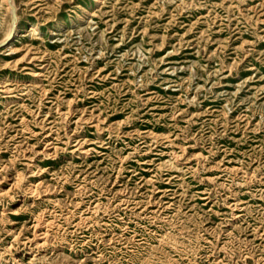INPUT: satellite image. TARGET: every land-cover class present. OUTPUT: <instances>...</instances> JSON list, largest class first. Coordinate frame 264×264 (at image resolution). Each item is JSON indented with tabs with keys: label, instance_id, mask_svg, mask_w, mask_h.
Masks as SVG:
<instances>
[{
	"label": "rangeland",
	"instance_id": "obj_1",
	"mask_svg": "<svg viewBox=\"0 0 264 264\" xmlns=\"http://www.w3.org/2000/svg\"><path fill=\"white\" fill-rule=\"evenodd\" d=\"M12 2L0 264H264V0Z\"/></svg>",
	"mask_w": 264,
	"mask_h": 264
},
{
	"label": "bare ground",
	"instance_id": "obj_2",
	"mask_svg": "<svg viewBox=\"0 0 264 264\" xmlns=\"http://www.w3.org/2000/svg\"><path fill=\"white\" fill-rule=\"evenodd\" d=\"M6 1V5L8 6L9 8V12H10V16H9V19H8V26H7V29L3 35V37L0 39V45L3 46V47H8L11 40L14 38V36L18 33V21H17V15L16 17H13L12 16V11L15 9L14 8V4L12 2V0H4ZM77 13V12H76ZM93 13V12H92ZM82 15V14H81ZM55 23V22H54ZM33 29L35 30L36 27H33ZM12 56V55H11ZM3 81V80H2ZM174 155V154H173ZM176 155V154H175ZM173 158V157H172ZM32 190V189H31ZM234 206V205H233ZM238 206V205H237ZM45 222V221H44ZM43 222V223H44ZM37 223V222H36ZM38 224V223H37ZM36 224V225H37ZM43 225V224H42ZM48 225V224H47ZM48 234V233H46ZM44 238V237H43ZM43 243V241L41 242Z\"/></svg>",
	"mask_w": 264,
	"mask_h": 264
},
{
	"label": "water",
	"instance_id": "obj_3",
	"mask_svg": "<svg viewBox=\"0 0 264 264\" xmlns=\"http://www.w3.org/2000/svg\"><path fill=\"white\" fill-rule=\"evenodd\" d=\"M12 16H13V17H16V12H15V10L12 11Z\"/></svg>",
	"mask_w": 264,
	"mask_h": 264
}]
</instances>
